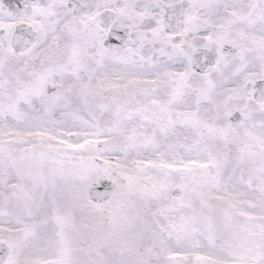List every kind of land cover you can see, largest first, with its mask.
Listing matches in <instances>:
<instances>
[{"label": "snow or ice", "instance_id": "6c2138e0", "mask_svg": "<svg viewBox=\"0 0 264 264\" xmlns=\"http://www.w3.org/2000/svg\"><path fill=\"white\" fill-rule=\"evenodd\" d=\"M0 264H264V0H0Z\"/></svg>", "mask_w": 264, "mask_h": 264}]
</instances>
